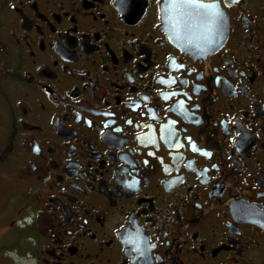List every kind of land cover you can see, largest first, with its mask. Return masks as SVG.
Returning <instances> with one entry per match:
<instances>
[{
	"label": "flooded vegetation",
	"instance_id": "af4514ba",
	"mask_svg": "<svg viewBox=\"0 0 264 264\" xmlns=\"http://www.w3.org/2000/svg\"><path fill=\"white\" fill-rule=\"evenodd\" d=\"M0 117V264H264V0H0Z\"/></svg>",
	"mask_w": 264,
	"mask_h": 264
},
{
	"label": "rangeland",
	"instance_id": "374dc122",
	"mask_svg": "<svg viewBox=\"0 0 264 264\" xmlns=\"http://www.w3.org/2000/svg\"><path fill=\"white\" fill-rule=\"evenodd\" d=\"M7 145L6 134L2 119L0 117V151ZM10 158L9 153L7 160ZM7 161L0 168V238L6 236V245L12 247L10 241L16 236L19 227L16 222L25 214V206L29 198L25 190L17 183L14 170ZM14 258L15 254L10 253Z\"/></svg>",
	"mask_w": 264,
	"mask_h": 264
},
{
	"label": "water",
	"instance_id": "95a60500",
	"mask_svg": "<svg viewBox=\"0 0 264 264\" xmlns=\"http://www.w3.org/2000/svg\"><path fill=\"white\" fill-rule=\"evenodd\" d=\"M179 29H182V30H188L189 27L187 28L186 24H179Z\"/></svg>",
	"mask_w": 264,
	"mask_h": 264
},
{
	"label": "trees",
	"instance_id": "16d2710c",
	"mask_svg": "<svg viewBox=\"0 0 264 264\" xmlns=\"http://www.w3.org/2000/svg\"><path fill=\"white\" fill-rule=\"evenodd\" d=\"M0 161L2 162V159Z\"/></svg>",
	"mask_w": 264,
	"mask_h": 264
}]
</instances>
